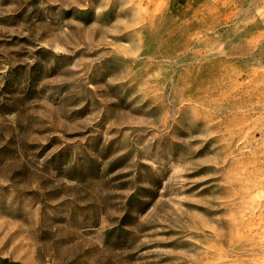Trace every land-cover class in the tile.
Returning a JSON list of instances; mask_svg holds the SVG:
<instances>
[{
    "label": "rangeland",
    "instance_id": "374dc122",
    "mask_svg": "<svg viewBox=\"0 0 264 264\" xmlns=\"http://www.w3.org/2000/svg\"><path fill=\"white\" fill-rule=\"evenodd\" d=\"M0 264H264V0H0Z\"/></svg>",
    "mask_w": 264,
    "mask_h": 264
}]
</instances>
